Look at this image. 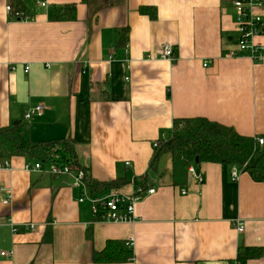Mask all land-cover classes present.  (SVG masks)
Wrapping results in <instances>:
<instances>
[{
	"label": "crops",
	"instance_id": "0c3cea01",
	"mask_svg": "<svg viewBox=\"0 0 264 264\" xmlns=\"http://www.w3.org/2000/svg\"><path fill=\"white\" fill-rule=\"evenodd\" d=\"M11 1L0 0V128L20 121L35 141L74 140L73 157L63 153L89 180L123 181L104 194L131 193L143 178L155 192L137 203L135 221L98 222L71 176L27 171L39 160L13 157L0 169V190L12 194L4 204L0 191V264H264V181L246 172L233 181L230 165L202 163L203 183L187 170L174 185L170 153L150 168L175 119L264 137V57H227L238 36L233 0H23L27 20L7 11ZM71 4L76 20L54 19ZM255 43L264 53V27ZM165 45L175 61L163 58ZM39 104L42 115L26 120ZM111 240L131 242L133 259L95 263ZM241 247L263 254L242 262Z\"/></svg>",
	"mask_w": 264,
	"mask_h": 264
},
{
	"label": "trees",
	"instance_id": "16d2710c",
	"mask_svg": "<svg viewBox=\"0 0 264 264\" xmlns=\"http://www.w3.org/2000/svg\"><path fill=\"white\" fill-rule=\"evenodd\" d=\"M86 1V0H85ZM105 3V1H101ZM11 14L16 20L28 16V9L23 0L10 2ZM141 13L148 14L152 19L157 18L153 7H141ZM54 19L73 21L77 19V5H66L54 13ZM125 43L122 36L119 44ZM75 141L66 138L56 141H35L31 137L30 126L27 123H13L0 128V160L13 157H26L41 162L64 160L72 169L85 171L89 192L93 195L103 194L113 186L122 183L116 180L102 183L88 179V172L74 158L67 159L63 152L74 155ZM170 153L173 159V184H182L188 167L196 168L202 163L237 165L243 172L249 173L256 182L264 181V145L259 146L256 137L239 134L233 127L212 121L204 117L175 119L172 128L158 141L150 162L153 171L158 170V163L163 154ZM245 167V168H244ZM141 184L148 188L147 179ZM263 254L262 247H241L237 260L246 262ZM134 257L132 245L128 241H108L101 251H95V263H123Z\"/></svg>",
	"mask_w": 264,
	"mask_h": 264
},
{
	"label": "built area",
	"instance_id": "2783aa9c",
	"mask_svg": "<svg viewBox=\"0 0 264 264\" xmlns=\"http://www.w3.org/2000/svg\"><path fill=\"white\" fill-rule=\"evenodd\" d=\"M38 4L43 7L47 6V3L37 0ZM233 5L236 13V29L238 36L236 38V47L227 53V57L235 58L240 53H250L251 57L255 61H260L264 57L262 49L255 43V38L262 32L264 27V0H233ZM7 11L11 13L10 5L7 6ZM29 19V16H25L23 20ZM163 58L169 61H175L173 49L170 45L163 47ZM30 69L29 65H26L25 72ZM45 109V105L39 104L30 108L24 115L26 120H30L35 116H41ZM258 145H264V137H256ZM158 142L155 144V147ZM57 158L55 161H48L43 163L41 161L36 162L33 165L25 164L24 168L27 171H39L47 173L53 177L68 175L73 178V186L80 188L82 194L79 198L80 202L87 201L91 206V211L95 221L98 222H128L135 221L136 206L137 203L146 195L153 194L155 189L144 187L141 184H134V190L131 193H125L119 190H115L109 194H96L93 195L89 192V188L86 183V174L83 169H72L64 160ZM130 165V163H126ZM12 168L10 159H4L0 162V169L10 170ZM245 168V167H244ZM188 172L197 181V183H203L204 178L198 168L191 165L188 167ZM243 168L237 165L231 166V178L233 181H237ZM4 194L3 203L10 204L12 200V194L9 190L1 188L0 190ZM11 233L15 235L19 228L16 223L9 220ZM26 230H34L36 228L35 223H26L23 225ZM237 230L243 232L244 223L239 221L237 223ZM132 245V243L130 242ZM13 251L2 252V256L12 257ZM233 264H240L236 261Z\"/></svg>",
	"mask_w": 264,
	"mask_h": 264
},
{
	"label": "water",
	"instance_id": "95a60500",
	"mask_svg": "<svg viewBox=\"0 0 264 264\" xmlns=\"http://www.w3.org/2000/svg\"><path fill=\"white\" fill-rule=\"evenodd\" d=\"M16 123H20V121H17Z\"/></svg>",
	"mask_w": 264,
	"mask_h": 264
}]
</instances>
